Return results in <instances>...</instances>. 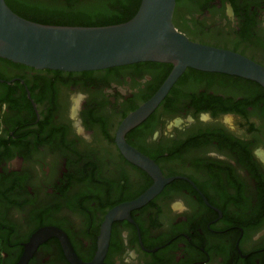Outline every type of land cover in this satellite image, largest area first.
<instances>
[{
  "label": "flooded vegetation",
  "instance_id": "1",
  "mask_svg": "<svg viewBox=\"0 0 264 264\" xmlns=\"http://www.w3.org/2000/svg\"><path fill=\"white\" fill-rule=\"evenodd\" d=\"M6 1L29 20L69 0ZM174 23L195 42L264 66V0H177ZM172 69L140 62L65 72L0 58V264L28 253L26 264H74L54 233L31 250L45 230L65 235L83 263L95 259L107 214L153 185L120 152V126ZM247 86L189 69L125 135L174 180L113 222L101 264H264V132L253 128V139L224 126L226 117L244 130L248 117L264 121L262 96L236 91Z\"/></svg>",
  "mask_w": 264,
  "mask_h": 264
},
{
  "label": "water",
  "instance_id": "2",
  "mask_svg": "<svg viewBox=\"0 0 264 264\" xmlns=\"http://www.w3.org/2000/svg\"><path fill=\"white\" fill-rule=\"evenodd\" d=\"M177 0H142L136 15L128 22L98 27L40 24L15 13L6 0H0V58L37 70L85 72L105 70L140 62L169 64L172 72L159 91L121 124L117 143L122 155L153 179V185L134 201L119 205L106 216L95 259L83 263L60 231H42L31 250L54 233L61 237L74 264H101L105 257L113 222L130 219L159 195L174 178L164 176L149 157L130 146L125 135L146 120L167 97L188 70L225 74L259 84L264 89V66L226 49L201 44L183 34L174 23ZM30 253L21 264H26Z\"/></svg>",
  "mask_w": 264,
  "mask_h": 264
},
{
  "label": "trees",
  "instance_id": "3",
  "mask_svg": "<svg viewBox=\"0 0 264 264\" xmlns=\"http://www.w3.org/2000/svg\"><path fill=\"white\" fill-rule=\"evenodd\" d=\"M141 1L85 0L78 2V0H69L67 5L60 4L56 9L28 13L30 15L28 18L31 19L30 21L47 25L84 27L117 25L131 20L138 12ZM221 75L251 84L264 99V89L259 84L239 77Z\"/></svg>",
  "mask_w": 264,
  "mask_h": 264
},
{
  "label": "rangeland",
  "instance_id": "4",
  "mask_svg": "<svg viewBox=\"0 0 264 264\" xmlns=\"http://www.w3.org/2000/svg\"><path fill=\"white\" fill-rule=\"evenodd\" d=\"M179 19V17H178ZM246 88V87H245ZM254 87H248L247 86V90H243V88L240 90L236 89L237 92H241L244 91L247 94H251L256 92L255 89H253ZM243 92V93H244ZM243 95V94H242ZM227 121V124L224 125L225 128H227L229 131H231L232 133L236 134V135H242V136H247V137H252L254 139V135L251 136L250 132H254L253 128H255V130L263 131L264 132V121L262 119H260L259 117H256V115H253L252 117H248L246 120L247 123V129L240 126V123H238L236 121V119L233 117H226L225 118ZM257 148H263L264 149V136L262 135V138H260L257 142ZM263 153V157L261 156V159H264V151H261Z\"/></svg>",
  "mask_w": 264,
  "mask_h": 264
}]
</instances>
